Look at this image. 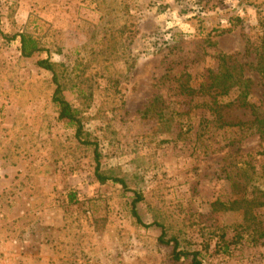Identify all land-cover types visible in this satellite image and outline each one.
<instances>
[{
    "label": "rangeland",
    "instance_id": "374dc122",
    "mask_svg": "<svg viewBox=\"0 0 264 264\" xmlns=\"http://www.w3.org/2000/svg\"><path fill=\"white\" fill-rule=\"evenodd\" d=\"M22 31L47 50L23 57ZM263 38L264 0H0V264H188L137 223V194L143 221L205 264H264V139L222 126L202 105L212 98L190 92L240 53L231 65L264 111ZM43 58L64 65L82 140L126 187L97 180ZM238 93L219 98L222 115L252 121L229 105Z\"/></svg>",
    "mask_w": 264,
    "mask_h": 264
},
{
    "label": "trees",
    "instance_id": "16d2710c",
    "mask_svg": "<svg viewBox=\"0 0 264 264\" xmlns=\"http://www.w3.org/2000/svg\"><path fill=\"white\" fill-rule=\"evenodd\" d=\"M17 37L20 38L21 42V55L25 58H31L34 55L47 50L43 46L40 39L32 33L22 31L18 34H15L12 39H17ZM261 48L256 49L258 61L255 65V68L260 73L264 74V38ZM239 54L240 53L231 55L221 54V64L219 71L217 73H211L210 80H206V82H204L198 89L190 88V92L192 94L208 95L210 98H212L210 102H205L202 105L203 107H206L217 114V118L221 122L220 124L222 126L245 127L246 125H251V128L254 130V132L259 134L261 139H264V111L256 107L255 104L251 103L249 100L253 81L250 78H245L242 68L237 69L234 65H231L232 59H234ZM37 65L40 68L53 73L52 80L55 85L53 101L58 106L59 118L68 120L71 126L76 129L77 137L82 140L84 127L80 117L81 110L75 108L64 95L65 90L68 88V85L64 82L65 80H63L66 72H62L60 70L64 67V65L56 64L52 62L50 58L37 60ZM79 71L80 75L77 77L80 80H89L85 78V70L80 69ZM235 88H237L239 93L236 98L229 103V105L233 104L238 105V107L241 108L250 109L254 115V119L252 121H228L222 115L221 108L223 107V102H220L219 98L221 96L229 95L231 91H235ZM82 94L86 97H91L92 95V93L88 92L87 89H83ZM82 141L87 145H94V158L96 162L95 175L97 180L102 184L107 183L108 181H113L126 187V181L124 179L107 175L101 170V153L99 151L98 145L95 142L89 140ZM142 199V196L137 194L136 199L132 203V213L137 223L146 228L154 226L161 228L162 233L159 237V242L167 246H173L172 257L175 262L186 261L188 264H205L202 259H200V251L181 249V242L177 236L168 237L167 230L162 223L157 221L146 223L143 221L137 206ZM237 204L238 202H235L231 205V207L236 209L235 205Z\"/></svg>",
    "mask_w": 264,
    "mask_h": 264
},
{
    "label": "crops",
    "instance_id": "0c3cea01",
    "mask_svg": "<svg viewBox=\"0 0 264 264\" xmlns=\"http://www.w3.org/2000/svg\"><path fill=\"white\" fill-rule=\"evenodd\" d=\"M24 5H25L24 3H22V4L20 5L19 12H22L23 10H24L25 12H29V10H27L28 8H26L28 5L26 4V5H27L26 7H24ZM28 7H29V6H28ZM29 9H30V7H29ZM60 12H63V10L60 9ZM27 17H28V16H24V18L21 19V20H22L21 23L25 22L26 19H27ZM59 23H61V22H59Z\"/></svg>",
    "mask_w": 264,
    "mask_h": 264
}]
</instances>
